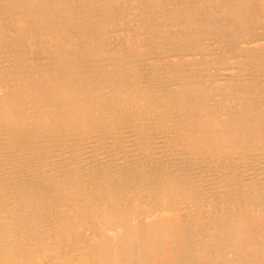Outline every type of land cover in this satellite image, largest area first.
Returning <instances> with one entry per match:
<instances>
[{"label": "bare ground", "instance_id": "1", "mask_svg": "<svg viewBox=\"0 0 264 264\" xmlns=\"http://www.w3.org/2000/svg\"><path fill=\"white\" fill-rule=\"evenodd\" d=\"M261 56L264 0H0V264H264Z\"/></svg>", "mask_w": 264, "mask_h": 264}, {"label": "rangeland", "instance_id": "2", "mask_svg": "<svg viewBox=\"0 0 264 264\" xmlns=\"http://www.w3.org/2000/svg\"><path fill=\"white\" fill-rule=\"evenodd\" d=\"M260 51H261V49H260ZM241 55H242V53H240ZM262 60L264 61V59L262 58V56L260 57V58H258V60L257 61H259V62H262ZM253 62H250V65L252 64ZM264 63V62H263Z\"/></svg>", "mask_w": 264, "mask_h": 264}]
</instances>
